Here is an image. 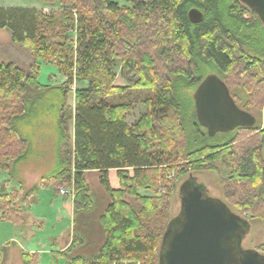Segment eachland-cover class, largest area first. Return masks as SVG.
<instances>
[{"label":"trees","instance_id":"trees-1","mask_svg":"<svg viewBox=\"0 0 264 264\" xmlns=\"http://www.w3.org/2000/svg\"><path fill=\"white\" fill-rule=\"evenodd\" d=\"M38 1L60 8L46 13L0 7V30L35 60L28 71L0 64V171L14 179L18 166L46 158L44 144L53 140V162L46 161L51 169L42 180L51 183L55 195L73 188L75 211L90 212L94 201L85 174L98 172L110 200L99 219L105 242L98 255L74 257L71 251L83 243L76 236L68 250L52 254L53 264L60 257L66 264H161L170 198L178 181L193 172L223 174L228 198L246 210L260 209L255 214L264 218V129L238 128L214 143L217 135L210 137L199 124L193 99L213 74L229 88H244L249 95L245 110L257 97L264 107V23L258 14L239 0ZM193 8L204 14L201 23L190 21ZM42 60L55 62L66 82L41 85ZM119 65L125 87L115 85ZM243 73L249 81L239 79ZM76 82L88 86L75 91L71 107ZM232 96L237 105L242 102L240 95ZM138 104L146 106V113L130 126L127 116ZM189 111H194L191 116ZM49 130L52 139L46 137ZM240 130L257 134L242 144ZM111 169L118 171L120 190L111 187ZM160 188L167 191L160 198L138 194ZM24 189L9 193L2 186L3 220L26 222L22 205L28 206L39 186ZM126 196L139 200L141 211ZM5 251L0 249V264ZM21 258L24 264L37 263L36 255L23 250Z\"/></svg>","mask_w":264,"mask_h":264},{"label":"rangeland","instance_id":"rangeland-1","mask_svg":"<svg viewBox=\"0 0 264 264\" xmlns=\"http://www.w3.org/2000/svg\"><path fill=\"white\" fill-rule=\"evenodd\" d=\"M121 5L127 4L125 0L118 1ZM0 7L4 8H25V9H39L43 10L46 13L59 9V4L50 5L44 4L38 0H0ZM246 18H251L249 14L246 15ZM35 60L30 55V52L27 48L13 44L11 41L10 33L7 30H0V64L3 63H14L15 65L19 66L20 68L28 71L30 65ZM41 63V69L39 73V83L41 85H61L62 83L66 82V77L63 76L59 70L55 62H46L44 60L39 61ZM115 72L117 74V80L115 81L116 86L125 87L127 83L121 77V65L115 68ZM254 75L256 74V78L260 81L262 80V76L258 69L253 70ZM240 80H247V74L243 73L239 75ZM257 81V80H256ZM88 86L87 83H75L72 87V93L69 97L68 104L69 106H74V93L78 89H83ZM231 95L238 94L242 102L238 105L241 109L245 108V103L248 100V94L244 90V88H229ZM193 93V99H194ZM190 95V93H189ZM192 96V95H191ZM187 98H190L188 94H186ZM261 99L257 97L256 99L253 98V102L255 103L252 107H247V112H250L257 118V124L255 128H258V131L264 129V107L258 103ZM193 105V104H192ZM146 106L144 104L135 105L134 108L127 116V122L130 126L136 124L138 120L146 113ZM245 110V109H244ZM194 112V111H192ZM192 112L189 111L190 116ZM194 115V114H193ZM196 115V110H195ZM198 121V120H197ZM71 128L73 129V124H71ZM205 129V128H204ZM206 130V129H205ZM257 131V132H258ZM53 131L49 130L46 133V137L48 139H52ZM240 136V141L242 144L248 142L249 138H252L256 132L250 133L247 131H238ZM207 133V130H206ZM208 134V133H207ZM229 135L220 133L214 139V143H221L225 140ZM45 143L46 154L44 159L35 160V163L30 164H23L18 166L19 172H22L23 177L26 179V183L28 184H35L40 181V178L46 173L50 172V166L48 165L49 162H53L52 153L50 148L52 147V141ZM240 143V144H241ZM51 146V147H50ZM51 157V158H50ZM262 161L264 162V148L262 149L261 154ZM48 162V164L46 163ZM49 170V171H48ZM130 173L133 171L130 170ZM223 174H219L214 171H203V172H193L191 175L184 176L180 181L177 183L176 191L170 198V205H169V217L171 219L169 225L171 227V232H175L179 229L180 224L183 219V212H182V195L181 190L184 185L186 188H192L194 186L201 187L208 196L216 198L224 202L229 209L234 211L235 213L247 218L250 220L252 228L249 236L245 240V247L250 249H258L264 251V218L255 214V211H261L260 209H252L246 210L244 209L242 204H237L230 200L227 196L226 190L223 188L221 184V178ZM168 179H172L173 175H169ZM90 189L92 190L91 196L93 198L94 204L96 207L95 212L89 216L91 223L96 220L97 215L100 213V208L104 206L106 202L107 195L100 184V180H98L95 174L90 173L87 177ZM18 183V182H17ZM2 186H5L9 193L16 191L19 189V185L15 182L12 183V178L7 172L0 171V190ZM28 188L30 186H27ZM26 187V188H27ZM25 188V187H24ZM24 190H27V189ZM64 189H71L68 187H63ZM140 190V189H139ZM143 192L139 194L141 197H152V198H160L161 196L165 195L167 191L163 188H160L156 193L148 192L144 194V190L141 189ZM239 190V187L238 189ZM51 191V190H50ZM186 192V190H184ZM47 193L43 194L42 196H34L28 203L30 207V212H37L42 215V217H46L45 220H41L39 225H32L29 223L28 219L24 224H15L12 221L3 220L0 213V249L6 247L5 251V260L3 264H24L21 258V249L23 248L25 251H32L33 255L35 254L37 257L36 264H53L51 251L57 250L58 248H52V241L51 238L56 237L61 230L65 229L68 225V217L66 212H64L63 203L64 197L72 198L73 196H61L59 195V200L54 201L53 192L47 196ZM230 195V194H229ZM232 196V195H231ZM39 197V198H38ZM38 198V199H37ZM236 197L235 200L238 202ZM125 200L131 204L134 209L139 212L142 209V204L139 200H135L132 197L126 196ZM38 201L40 203H38ZM39 204V205H38ZM17 206L21 207L20 201L17 202ZM100 206V207H99ZM25 209V208H24ZM39 211V212H38ZM59 211L63 212V216L67 217L62 223H58L56 217H58ZM32 215H34L32 213ZM97 234V233H96ZM95 234V235H96ZM76 235V234H75ZM97 238V236H96ZM57 246L59 245L56 244ZM22 246V247H21ZM21 247V248H20ZM80 249L78 252H73V256L81 255ZM32 256V255H31ZM56 264H66V260L64 257L58 258ZM120 264V263H114ZM121 264H145L143 261H124Z\"/></svg>","mask_w":264,"mask_h":264},{"label":"water","instance_id":"water-1","mask_svg":"<svg viewBox=\"0 0 264 264\" xmlns=\"http://www.w3.org/2000/svg\"><path fill=\"white\" fill-rule=\"evenodd\" d=\"M239 1L264 23V0ZM189 19L198 24L204 14L193 8ZM194 102L197 120L210 137L238 128H254L257 124V118L237 105L227 84L216 75H209L201 82ZM181 195L183 219L175 232L168 227L160 251L161 264H264L257 253L243 250L241 221L224 202L208 196L197 186L189 189L184 185ZM230 241H233L231 247ZM232 251L242 259L233 260Z\"/></svg>","mask_w":264,"mask_h":264},{"label":"crops","instance_id":"crops-1","mask_svg":"<svg viewBox=\"0 0 264 264\" xmlns=\"http://www.w3.org/2000/svg\"><path fill=\"white\" fill-rule=\"evenodd\" d=\"M84 88H85V85H84ZM72 132H73V129H72ZM90 173L95 174L97 176L98 180L100 179V175L98 172H87L85 174V178H86L88 185H89V182H88L87 177ZM117 173H118V171L115 169L109 170V181H110L111 187L114 190H120L121 189V185H120V181H119ZM42 179H43V176L40 178V181H38L35 184L30 185V184L26 183V179L23 177L22 172H18L17 175L14 177V179H12V183L15 182L16 184H18L19 189L21 188L22 185L25 188L27 186H30L29 188L28 187L26 188L27 190L32 189L36 185L39 186L38 191L30 197L29 201L32 198H34V196L40 197L45 193H47L46 195L48 196L51 193V191L53 192L54 201H58L60 194L58 196L55 195V192L53 191V189L50 185L51 183H49L48 181H43ZM19 189H16V190H19ZM91 192H92V190H91ZM141 192H143L141 189L138 190L139 194ZM145 193H147V192L144 191V194ZM40 202L38 201V203H40ZM109 203H110V200L107 197L106 202L104 203L103 209H102V207L100 208V213L97 215L96 220H94L93 223H91V221H90L91 218H89V216L95 212L96 207H94L88 213H80V212L77 213L75 211V208H74L73 199L68 198V197L67 198L64 197V203H63L62 209L64 210V212H66L67 217L69 218L68 219V225L65 229L61 230V232H59L58 235H56V237L50 239L52 241V243H51L53 246L52 248H58L57 250L55 249L54 251H51V255L54 253H63L64 251L68 250L71 247L73 239L76 236H79V237L83 238V243L80 246L73 249L71 251V254L73 252H78V250L80 249L82 254L79 256H76V257L92 258V257L97 256L101 247L104 245V242H105L104 233H103V230L99 224V219H100L101 215L104 213L105 209L108 207ZM22 206L25 208L24 211L27 215L26 219H28L29 223H32V225H39V223H41V220L46 219V217H42V215L40 213L30 212L29 206H27V207H25L24 205H22ZM94 206H95V204H94ZM32 213L34 215H32ZM67 217H64L63 212L59 211V214H58V217H56V220L58 221V223H62ZM96 236H97V238H96ZM58 242H59V245L57 246L56 244H58ZM22 250L25 251L23 248L21 249V251ZM25 252H27L29 255H33L32 251H25Z\"/></svg>","mask_w":264,"mask_h":264},{"label":"flooded vegetation","instance_id":"flooded-vegetation-1","mask_svg":"<svg viewBox=\"0 0 264 264\" xmlns=\"http://www.w3.org/2000/svg\"><path fill=\"white\" fill-rule=\"evenodd\" d=\"M231 213H233L234 215L238 216V218L240 219L241 221V224H242V235H243V240H242V248L243 250L245 251V253H250V252H253V253H257L258 255V259L264 263V251H261V250H258V249H250V248H247L245 247L244 243H245V240L247 239V237L249 236L250 232H251V228H252V225H251V222L249 219L235 213L234 211H232L230 209ZM233 244V241H230L228 242V246L231 247V245ZM232 255H233V260H241L242 259V256H240L237 252L235 251H232ZM235 264V263H233Z\"/></svg>","mask_w":264,"mask_h":264},{"label":"built area","instance_id":"built-area-1","mask_svg":"<svg viewBox=\"0 0 264 264\" xmlns=\"http://www.w3.org/2000/svg\"><path fill=\"white\" fill-rule=\"evenodd\" d=\"M60 195L61 196H73L74 195V189L73 188H71V189L62 188L60 190Z\"/></svg>","mask_w":264,"mask_h":264}]
</instances>
